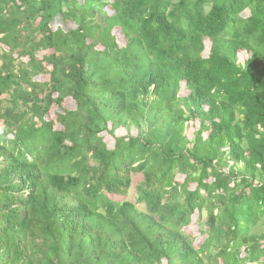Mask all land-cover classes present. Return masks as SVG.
Wrapping results in <instances>:
<instances>
[{
    "label": "trees",
    "instance_id": "16d2710c",
    "mask_svg": "<svg viewBox=\"0 0 264 264\" xmlns=\"http://www.w3.org/2000/svg\"><path fill=\"white\" fill-rule=\"evenodd\" d=\"M0 264H264V0H0Z\"/></svg>",
    "mask_w": 264,
    "mask_h": 264
},
{
    "label": "rangeland",
    "instance_id": "374dc122",
    "mask_svg": "<svg viewBox=\"0 0 264 264\" xmlns=\"http://www.w3.org/2000/svg\"><path fill=\"white\" fill-rule=\"evenodd\" d=\"M205 55L207 56L208 54L205 53ZM246 59H247V56H245L244 54H242V55L239 56V61H240L241 64H244V61ZM119 135L120 136H125L126 135V131L123 130L122 132H120ZM189 135L191 136V138L193 137V134L191 132L189 133ZM207 135L208 134L206 133L205 134V137H207ZM106 141L108 142V144L110 145V147L113 148L114 143H113V141H111V138L110 137H107V140ZM180 178L182 179V177H180ZM204 219L206 220V218H204ZM188 230H190V228H188ZM195 230H196V228L193 231L195 232Z\"/></svg>",
    "mask_w": 264,
    "mask_h": 264
}]
</instances>
